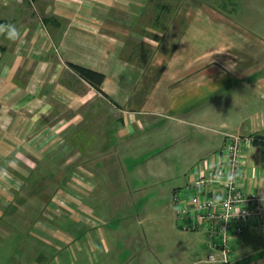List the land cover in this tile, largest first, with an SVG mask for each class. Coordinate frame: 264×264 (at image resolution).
Here are the masks:
<instances>
[{"label":"crops","instance_id":"1","mask_svg":"<svg viewBox=\"0 0 264 264\" xmlns=\"http://www.w3.org/2000/svg\"><path fill=\"white\" fill-rule=\"evenodd\" d=\"M211 2L158 3L159 9L169 4L176 15L170 13L165 28L156 31L162 14L143 10L150 3L145 0H0V24H14L20 33L16 41L0 35V170L23 178L26 163L67 142L77 146L83 124L105 113L120 114L124 125L137 123L134 112L160 117L184 109L206 117L211 113L206 103L236 83L247 89L242 86L220 98L242 106L233 119L235 126L221 132L217 148L200 159L187 184L220 162L225 133L264 135V59L257 57L255 48L263 41L230 20L237 10L233 2L218 1L221 7L210 12ZM133 4L142 5V12L124 15ZM145 30L155 33L148 36ZM133 31H140L141 38L134 39ZM126 51L129 57L122 58ZM247 51L252 52L248 58H236L235 52ZM137 52L139 57H133ZM215 54L218 57H212ZM141 62L149 67L150 83L141 78ZM73 64L102 73L101 91L80 77ZM133 94L139 95L133 105L138 110L126 107ZM192 100L194 105L189 104ZM238 182L245 190L264 194V145L244 150ZM173 210L175 226L189 232L181 238L191 259L185 264H205L203 247H209L207 255L214 252L205 231L185 229ZM241 234L231 241L229 264H264V222L249 223ZM194 249L200 253L193 256Z\"/></svg>","mask_w":264,"mask_h":264},{"label":"rangeland","instance_id":"2","mask_svg":"<svg viewBox=\"0 0 264 264\" xmlns=\"http://www.w3.org/2000/svg\"><path fill=\"white\" fill-rule=\"evenodd\" d=\"M145 1L150 3L133 4L124 15L137 16L142 8L160 12L162 25L156 31L164 29L174 11L169 4L166 9L156 5L170 0ZM211 1L210 12H215L221 0ZM228 1L237 8L230 20L263 41L255 48L257 57L264 59V0ZM131 34L141 38L140 31ZM127 53L121 57H129ZM235 54L246 59L252 52ZM142 64L137 63L143 70L141 78L150 83L149 67ZM242 86L236 83L207 101L205 108L211 113L206 117L184 109L160 117L134 112L137 123L124 125L120 114L105 113L95 118L98 121L83 124L77 146L67 142L49 149L26 163L23 178L8 172L0 179V264H185L191 260L181 239L189 232L175 226L173 195L189 182L200 159L217 148L221 132L235 126L233 119L242 106L220 98ZM138 96L132 95L128 109L138 110L133 106ZM199 251L194 249L192 255ZM209 252L203 247L201 256Z\"/></svg>","mask_w":264,"mask_h":264},{"label":"built area","instance_id":"3","mask_svg":"<svg viewBox=\"0 0 264 264\" xmlns=\"http://www.w3.org/2000/svg\"><path fill=\"white\" fill-rule=\"evenodd\" d=\"M221 160L174 195L177 216L188 230H204L210 247L205 264H229L231 241L251 222H264V194L245 190L238 174L250 136L225 133Z\"/></svg>","mask_w":264,"mask_h":264},{"label":"trees","instance_id":"4","mask_svg":"<svg viewBox=\"0 0 264 264\" xmlns=\"http://www.w3.org/2000/svg\"><path fill=\"white\" fill-rule=\"evenodd\" d=\"M162 7H167L166 4L162 5ZM75 72L82 77L85 81H87L93 88L98 91H101L100 86L104 79V75L102 73L96 72L89 68L81 67L79 65H71ZM252 144L254 145H264V135H253Z\"/></svg>","mask_w":264,"mask_h":264},{"label":"clouds","instance_id":"5","mask_svg":"<svg viewBox=\"0 0 264 264\" xmlns=\"http://www.w3.org/2000/svg\"><path fill=\"white\" fill-rule=\"evenodd\" d=\"M0 35L6 36L11 41H16L20 37V33L14 24H0ZM0 175H8L6 170H0Z\"/></svg>","mask_w":264,"mask_h":264}]
</instances>
